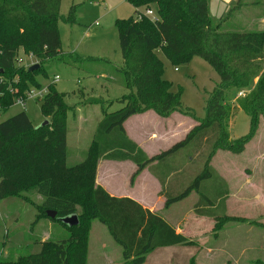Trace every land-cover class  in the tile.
<instances>
[{
	"label": "trees",
	"instance_id": "obj_1",
	"mask_svg": "<svg viewBox=\"0 0 264 264\" xmlns=\"http://www.w3.org/2000/svg\"><path fill=\"white\" fill-rule=\"evenodd\" d=\"M127 1L134 5L136 18L116 22L127 94L120 99L123 107L106 113L99 122L81 164L67 166L66 100L70 94L58 92L55 84H48L44 97L37 99L49 125L35 127L25 111L0 123V201L36 192L44 198L39 206L42 215L51 219L47 212H56L57 217L52 220L60 221L69 233L62 240L41 242L38 253L14 261L0 259V264H88L94 221L105 225L121 247L124 264H144L147 255L157 248L197 245L177 233L159 213L145 209L131 198L111 196L98 185L97 167L102 159L134 163L136 171L131 185L148 169L161 185L159 195L165 199L166 208L192 193L200 195L193 212L212 218L215 234L229 223L264 229L262 223L226 215L230 190L212 167V160L220 151L234 155L244 152L264 119V31L223 30L226 18L213 22L210 0ZM61 3L62 0H0V116L19 98L26 101L30 90L42 89L37 77L48 78L46 64L63 61L71 65L79 61L75 54L64 56L58 30L60 21L77 23L78 5L74 4L67 16H61ZM150 5L156 7V21L146 12H139L143 7L151 10ZM159 48L173 64L199 57L219 75V84L206 100L205 118L195 117L182 104L180 94L171 91V84L163 78L164 64L156 55ZM21 51L39 60L38 70L31 72L30 67L16 64ZM10 84L16 86L17 94L10 93ZM237 109L250 117V131L244 137L232 139L229 124ZM148 111L164 119L180 113L194 118L197 124L180 141L148 156L125 130L131 117ZM188 148L202 158L203 169L196 174L188 168V178L196 175L175 194L172 187L186 173L184 168L188 164L173 167L168 160ZM211 180H219L221 190L214 187L210 196L203 193L202 185ZM74 215L79 219L77 226L70 227L61 221ZM190 264H197L196 260L192 259Z\"/></svg>",
	"mask_w": 264,
	"mask_h": 264
},
{
	"label": "rangeland",
	"instance_id": "obj_2",
	"mask_svg": "<svg viewBox=\"0 0 264 264\" xmlns=\"http://www.w3.org/2000/svg\"><path fill=\"white\" fill-rule=\"evenodd\" d=\"M74 4L78 5L77 23L67 24L60 21L58 30L64 56L75 54L80 58L79 61H74L71 65L63 61L46 64L48 78L42 75L37 77L42 89L48 84H55L58 92L70 94L66 100L69 105L68 167L77 166L86 159L97 126L104 115L114 113L123 107L120 99L127 94V89L124 86L122 73L124 62L116 22L131 17L136 18V9L127 0H62L61 16H67ZM150 8L157 18L156 7L150 5ZM146 9L143 7L139 12L144 13ZM209 9L213 22L219 23L220 16L225 15L223 13L227 7L222 0H211ZM258 13L264 14V0H240L239 3H235V7L226 11L228 17L222 22V29L240 32L264 31V23L259 24L256 18ZM156 55L164 64L163 78L171 84V91L180 94L182 104L191 109L195 117L205 118L207 97L220 82L216 71L207 61L199 57L192 58L188 62L173 64L164 56L162 49H157ZM66 61L71 62L68 59ZM38 62L35 56L21 51L16 64L28 68ZM57 76L60 79L55 82ZM14 80L18 81L16 78ZM10 88L11 94L18 93L15 85L10 84ZM22 111L27 113L35 127H40L48 121L37 99L28 98L24 105L16 102L6 113L1 114L0 123ZM174 114L184 117L181 124L175 126L174 138H179V135L187 130V125L195 120L180 113ZM131 120V123L136 125L140 122L136 118ZM148 129L162 132V129L155 126ZM229 131L232 139L246 136L250 131V117L237 109L230 121ZM184 136H181L182 139ZM193 151V148H188L168 160V165H174L173 167H183L184 164H188L184 168L186 173L180 175L181 178H178L179 180L172 187L176 192L171 191L172 193L181 192L203 169L204 161ZM212 167L227 183V187L238 196V200L231 199L230 210L226 211V215L264 222V217H261L259 212L261 208L251 205L248 201V198H254L256 193H262L264 190V119L261 120L257 134L247 144L244 152L234 155L220 151L212 160ZM188 168L196 172L193 177H187ZM131 173L128 174L126 169L123 170L121 181H118L120 188L129 187ZM124 182L126 184H123ZM202 186V191L206 195L214 192V187L218 191L221 190L219 180L206 181ZM199 199L200 195L193 193L191 197L173 204L169 214L176 216L185 213ZM43 201L44 198L36 192L27 193L24 198L14 197L0 201V259L14 261L21 256L38 253L43 239L58 241L69 236L60 221L42 215L39 206ZM188 225L191 232L203 227L191 221H188ZM231 232H236L238 241L247 247H261L264 244L262 228L249 224L229 223L222 234L229 236ZM210 240L212 242L210 244L213 245L214 237L211 236ZM90 242L93 250L97 249L98 243L107 245V251H110L111 255L110 264L124 263L121 247L113 240L106 226L99 221L93 222ZM250 260L264 262V252L253 249L240 257L225 255L216 258L214 264H251ZM99 261L105 264L103 260Z\"/></svg>",
	"mask_w": 264,
	"mask_h": 264
},
{
	"label": "crops",
	"instance_id": "obj_3",
	"mask_svg": "<svg viewBox=\"0 0 264 264\" xmlns=\"http://www.w3.org/2000/svg\"><path fill=\"white\" fill-rule=\"evenodd\" d=\"M222 2L226 5V11H228L235 7V3H239L240 0H222ZM239 6L240 4H238V7ZM226 11L223 13L225 14L224 16H220V20L227 18ZM256 18H258L259 24L264 23V14L258 13ZM133 118L139 119L140 122L137 123V125L136 123L132 124L131 119ZM183 118L184 117L179 114H173L171 117L164 119L159 117L155 112L148 111L131 117V119L125 123V130L128 137L143 151H145L148 156H153L180 141L182 137L184 135L186 136L197 124L196 121L190 122V124L187 125V130L183 132L182 135L180 134L179 138H174L175 126L181 124ZM152 126L162 129V132L152 131V129L149 130L148 127L153 128ZM145 129L147 130L144 132ZM124 169H126L128 174L132 172L128 188H120L118 185V181H121L120 178ZM135 171L136 166L131 161H113L102 159L98 163L96 183L102 186L111 196L131 198L145 209L159 213L167 223L176 229L177 233L182 234L197 244L187 246L174 245L157 248L147 255L144 264H190L192 259H195L197 264H214V260L216 258L223 257L225 255H228L229 257H240V255L246 254L253 249L259 250L261 253L264 252V244L261 245V247H247L243 245L242 242L238 241L236 232H231L229 236H225L222 234L225 230L224 228L220 233L215 234L213 232L215 221L209 217L196 215L193 212V207L188 209L185 213L182 212L176 216L169 214L172 206L169 208L165 207V199L159 195L161 185L157 178H155L148 169H145L135 179L132 186L131 177ZM249 173L252 174L250 171ZM123 184H126V182ZM229 190L230 193L226 201L227 212L230 210L229 203L231 199L238 200L237 194L231 189ZM191 195H193V193ZM191 195L189 197H191ZM253 197L254 198L251 197V199L248 198V201L251 205L260 207L261 209L259 212L261 213V217H264V190L262 193H256ZM188 221H191L194 224L199 223L200 225H203V227L195 232H191ZM259 223L264 224V222ZM225 227H227V225ZM211 236H213L215 240L213 245L210 244L212 243L210 240ZM44 241H46V239H43L42 242ZM90 241L91 232L89 239L88 264H103L99 260H103L105 264H110L111 255L109 254L110 251H107V245L105 243H98L97 249L93 250ZM250 263L263 264L264 262L260 260H250Z\"/></svg>",
	"mask_w": 264,
	"mask_h": 264
},
{
	"label": "built area",
	"instance_id": "obj_4",
	"mask_svg": "<svg viewBox=\"0 0 264 264\" xmlns=\"http://www.w3.org/2000/svg\"><path fill=\"white\" fill-rule=\"evenodd\" d=\"M146 15L149 16V17H151L153 19V21H156V18L154 17L153 11L147 10L146 11ZM59 79L60 78L57 76L54 81L56 82ZM46 92H47L46 91V88H44V89H32V90H30L28 92L27 99L28 98H32V99H42L44 97V95L46 94ZM240 96H243V94L241 93ZM17 103H20V104L24 105L25 104V99L19 98L17 100Z\"/></svg>",
	"mask_w": 264,
	"mask_h": 264
},
{
	"label": "water",
	"instance_id": "obj_5",
	"mask_svg": "<svg viewBox=\"0 0 264 264\" xmlns=\"http://www.w3.org/2000/svg\"><path fill=\"white\" fill-rule=\"evenodd\" d=\"M39 67H40L39 64H35V65L31 66V67L29 68V70L32 72V71L38 70ZM47 125H49V121L44 122L40 127H42V126H47ZM47 215H48L51 219H55V218L57 217L56 212H53V211H48V212H47ZM61 221H62L64 224H66V225H68V226H70V227L77 226V225L79 224V219H78V217H77L76 215H74V216H70V217H66V218H62Z\"/></svg>",
	"mask_w": 264,
	"mask_h": 264
}]
</instances>
